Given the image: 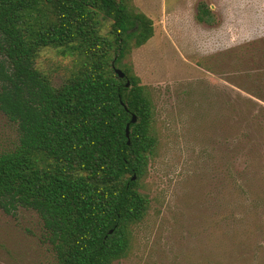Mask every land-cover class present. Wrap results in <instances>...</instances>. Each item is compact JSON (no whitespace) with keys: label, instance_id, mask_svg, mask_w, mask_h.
Returning a JSON list of instances; mask_svg holds the SVG:
<instances>
[{"label":"rangeland","instance_id":"1","mask_svg":"<svg viewBox=\"0 0 264 264\" xmlns=\"http://www.w3.org/2000/svg\"><path fill=\"white\" fill-rule=\"evenodd\" d=\"M134 5L153 21L154 36L123 65L152 91L159 142L143 182L148 215L117 264H264V130L255 117L264 98L253 96L248 79L264 73V0ZM111 24L104 21V35ZM63 51L45 48L36 63L57 88L81 63ZM239 140L244 154L248 141L257 148L238 157ZM18 142L17 125L0 111V154ZM243 172L248 195L239 185ZM54 262L40 216L0 208V264Z\"/></svg>","mask_w":264,"mask_h":264},{"label":"trees","instance_id":"2","mask_svg":"<svg viewBox=\"0 0 264 264\" xmlns=\"http://www.w3.org/2000/svg\"><path fill=\"white\" fill-rule=\"evenodd\" d=\"M106 20L112 24L104 35ZM153 36V21L134 0H0V111L19 133L17 147L0 154V208L40 216L52 264H117L148 215L143 182L159 142L156 106L123 62ZM45 48L81 59L61 87L36 68ZM248 79L253 96L264 98V73ZM248 142L244 154L239 140L238 157L257 148ZM238 179L248 195L249 173Z\"/></svg>","mask_w":264,"mask_h":264},{"label":"water","instance_id":"3","mask_svg":"<svg viewBox=\"0 0 264 264\" xmlns=\"http://www.w3.org/2000/svg\"><path fill=\"white\" fill-rule=\"evenodd\" d=\"M114 69H115V73L121 78V79H125L126 78V75L125 73L121 70V69H118L114 66ZM131 86V83L130 82H127L126 84V87L127 88H130ZM137 117L136 116H133V119H132V124H136L137 123ZM127 137L128 139L130 138V125H128L127 127ZM128 145H130V140L128 141ZM134 180H136V177H134ZM110 234H113V231L110 232Z\"/></svg>","mask_w":264,"mask_h":264}]
</instances>
